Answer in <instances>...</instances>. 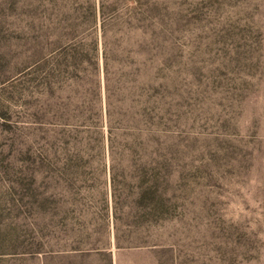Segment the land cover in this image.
Masks as SVG:
<instances>
[{
    "label": "rangeland",
    "instance_id": "obj_1",
    "mask_svg": "<svg viewBox=\"0 0 264 264\" xmlns=\"http://www.w3.org/2000/svg\"><path fill=\"white\" fill-rule=\"evenodd\" d=\"M0 264H264V0H0Z\"/></svg>",
    "mask_w": 264,
    "mask_h": 264
},
{
    "label": "trees",
    "instance_id": "obj_2",
    "mask_svg": "<svg viewBox=\"0 0 264 264\" xmlns=\"http://www.w3.org/2000/svg\"><path fill=\"white\" fill-rule=\"evenodd\" d=\"M84 60V58H82ZM68 62H70L68 60ZM95 70L98 69V62L96 61L94 63ZM94 107H96L97 115L99 117V121H97L96 125H94V129L92 131L90 130H84L85 133H92L94 134V139L99 140L96 145H94V151H97L100 153V150L104 152L105 147L107 148L108 153L110 154V157L113 156L115 152V136L112 131V128L110 126L108 130V134L105 137L104 133L102 132V107L100 105V95H101V82L99 79L94 77ZM109 84V79L107 81L106 77V84H105V90H106V99L107 104L105 107V114L107 123L109 124L111 122V103L109 101L111 97V88ZM144 111H145V121L146 124H149V120H152V114L154 113V106H152V103L150 102V95L149 91L146 94V99L144 102ZM89 121H86L84 118L81 125H84L86 127H89L88 124ZM87 129V128H86ZM88 131V132H86ZM106 140V143L104 141ZM159 141V139L157 140ZM160 145L162 147L157 148V156L152 157L149 156L147 160L148 168L143 170V185H145L143 189V201H140L141 206V216L145 221L151 222L158 218H160V215L164 214L167 209V203L166 199L164 197V192L160 193L161 186L166 184V173L168 172V159L166 158V155L164 153V143L162 141H159ZM114 159L112 158L109 165L110 170V182L113 186L115 182V176H114ZM113 203L114 207L117 205V198L116 195H113ZM115 210V208H114Z\"/></svg>",
    "mask_w": 264,
    "mask_h": 264
}]
</instances>
